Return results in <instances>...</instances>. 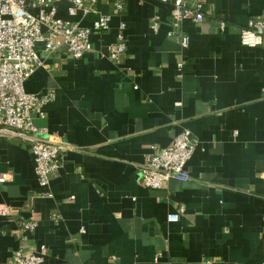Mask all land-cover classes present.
I'll return each instance as SVG.
<instances>
[{
    "label": "crops",
    "instance_id": "0c3cea01",
    "mask_svg": "<svg viewBox=\"0 0 264 264\" xmlns=\"http://www.w3.org/2000/svg\"><path fill=\"white\" fill-rule=\"evenodd\" d=\"M111 2L98 0V11L84 15L59 6V16L82 25L111 13L109 28L94 30L79 58L44 56L23 83L29 92L55 90L35 122L68 147L42 186L29 144L0 138V172L8 176L0 204L11 208L0 214V264H13L18 246L40 243L41 264H260L264 45L242 44L239 32L248 17H264V0H203L202 20L180 23L186 47L167 35L171 2L125 0L119 13ZM121 21L126 49L113 62L106 53ZM183 128L197 138L190 179L144 186L138 164ZM22 220L36 221L24 236Z\"/></svg>",
    "mask_w": 264,
    "mask_h": 264
},
{
    "label": "built area",
    "instance_id": "2783aa9c",
    "mask_svg": "<svg viewBox=\"0 0 264 264\" xmlns=\"http://www.w3.org/2000/svg\"><path fill=\"white\" fill-rule=\"evenodd\" d=\"M98 0H0V138L28 143L34 161L37 181L47 186L51 176L61 165V153L68 143L57 135L45 134L47 127L38 125L36 118H44V106L55 97V90L47 88L37 92L26 91L24 81L44 62V56L70 55L79 58L92 48L90 35L94 30H107L111 13H99L90 25L58 15L59 6L65 5L69 15L97 12ZM171 2L170 24L167 35L175 36L181 47L188 45L189 36L180 28L184 18L200 21L203 0H161ZM112 13L122 12L125 0H112ZM224 22L220 21V27ZM124 22H120L116 40L108 45L106 55L119 62L126 49ZM153 30L159 28L158 16L150 21ZM240 41L244 45H264V17L250 16L241 27ZM42 44L41 49L37 43ZM180 69L182 61L178 62ZM197 138L188 128L181 129L171 142L164 146L151 145L143 161L137 166L138 180L148 187H161L168 179L187 181L191 175L187 162ZM8 179L0 172V182ZM51 195V192L47 193ZM8 204H0V214H10ZM177 220L178 214L168 215ZM21 234L36 225L34 220L18 222ZM83 230V229H82ZM46 254L43 243L24 250L15 249L13 264H41ZM264 264V260L260 263Z\"/></svg>",
    "mask_w": 264,
    "mask_h": 264
}]
</instances>
